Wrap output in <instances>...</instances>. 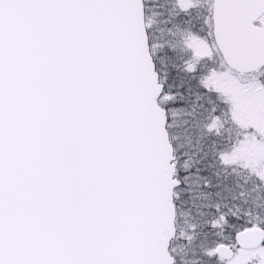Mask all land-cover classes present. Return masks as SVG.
Returning a JSON list of instances; mask_svg holds the SVG:
<instances>
[{
	"label": "snow or ice",
	"instance_id": "6c2138e0",
	"mask_svg": "<svg viewBox=\"0 0 264 264\" xmlns=\"http://www.w3.org/2000/svg\"><path fill=\"white\" fill-rule=\"evenodd\" d=\"M0 264H264V0H0Z\"/></svg>",
	"mask_w": 264,
	"mask_h": 264
}]
</instances>
